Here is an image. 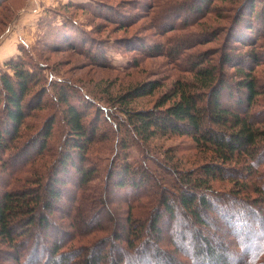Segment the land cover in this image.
<instances>
[{
    "label": "trees",
    "instance_id": "16d2710c",
    "mask_svg": "<svg viewBox=\"0 0 264 264\" xmlns=\"http://www.w3.org/2000/svg\"><path fill=\"white\" fill-rule=\"evenodd\" d=\"M232 1L238 13L224 30L232 43L221 65L192 55L191 77H174L151 107L133 102L160 86L155 80L108 95L113 112L41 66L5 62L0 174L20 185L0 197V264H264V83L254 71L264 61L255 47L264 0ZM242 44L250 47L239 52ZM39 108L50 112L20 139ZM172 136L191 139L193 159L151 146Z\"/></svg>",
    "mask_w": 264,
    "mask_h": 264
},
{
    "label": "rangeland",
    "instance_id": "374dc122",
    "mask_svg": "<svg viewBox=\"0 0 264 264\" xmlns=\"http://www.w3.org/2000/svg\"><path fill=\"white\" fill-rule=\"evenodd\" d=\"M231 1L0 0V68L10 58H21L31 66H41L43 75L51 80L69 79L89 101L106 105L113 112L108 95L113 97L139 83L155 80L160 86L133 102L136 107H151L174 77H191L192 55L201 52L207 63L217 61L221 65L220 52L232 43H226L224 30L232 26L233 16L238 13V2ZM262 4L257 2L255 7L261 9ZM260 39L262 43L255 47L264 55V36ZM247 45L236 48L244 51L250 47ZM221 68L230 78H236L235 68ZM254 71L264 83V61ZM29 97L30 94L25 102ZM89 110L91 120L95 112L93 108ZM49 112L50 108L32 109L20 126L19 138L26 140L39 129ZM57 127L55 124L54 133ZM53 142L56 139L48 147L52 149L46 156L48 164L55 157L52 152L58 150ZM152 143L159 149L174 148L178 157L194 158L189 137H157ZM133 155L138 157L134 151ZM74 184V179L68 181V187ZM19 185L11 183L9 174H0V197L7 188L17 189ZM114 195L117 200L127 197Z\"/></svg>",
    "mask_w": 264,
    "mask_h": 264
}]
</instances>
